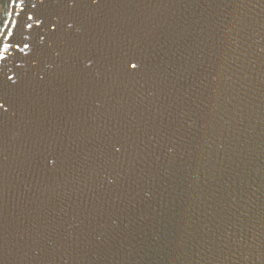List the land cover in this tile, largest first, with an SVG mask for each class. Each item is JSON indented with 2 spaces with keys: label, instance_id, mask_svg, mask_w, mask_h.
I'll return each instance as SVG.
<instances>
[{
  "label": "water",
  "instance_id": "95a60500",
  "mask_svg": "<svg viewBox=\"0 0 264 264\" xmlns=\"http://www.w3.org/2000/svg\"><path fill=\"white\" fill-rule=\"evenodd\" d=\"M0 264H264V0H0Z\"/></svg>",
  "mask_w": 264,
  "mask_h": 264
},
{
  "label": "snow or ice",
  "instance_id": "6c2138e0",
  "mask_svg": "<svg viewBox=\"0 0 264 264\" xmlns=\"http://www.w3.org/2000/svg\"><path fill=\"white\" fill-rule=\"evenodd\" d=\"M132 67L134 68V67H135V65H132Z\"/></svg>",
  "mask_w": 264,
  "mask_h": 264
}]
</instances>
